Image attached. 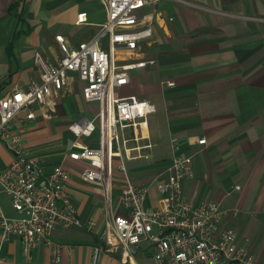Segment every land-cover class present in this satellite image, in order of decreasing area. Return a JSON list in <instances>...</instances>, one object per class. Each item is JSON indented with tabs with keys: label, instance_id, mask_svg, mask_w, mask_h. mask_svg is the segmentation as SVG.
I'll return each instance as SVG.
<instances>
[{
	"label": "crops",
	"instance_id": "0c3cea01",
	"mask_svg": "<svg viewBox=\"0 0 264 264\" xmlns=\"http://www.w3.org/2000/svg\"><path fill=\"white\" fill-rule=\"evenodd\" d=\"M83 10L87 21L78 23L77 14ZM146 11H154L153 36L141 41L136 51L118 54H151L155 62L134 69L131 81L117 90L119 95L141 93L139 97L156 106L157 116L148 117V127L142 128L141 143H152L144 150L157 157V172L163 171L175 154L171 138L177 137L176 153L194 154L195 173L183 181L185 195L214 199L230 209L222 225L248 241L255 264H264V0H161L156 9ZM107 19L104 0H0V96L41 79L35 53L56 61L62 55L57 34L75 46L92 37ZM149 66L154 67V85L142 83L141 74ZM167 79L175 85L162 84ZM98 106L84 100L82 81L70 71L55 103L36 106L33 119L17 118L14 127L21 131L29 153L44 157L47 169L60 163L69 170L67 189L79 215L95 218L100 228L106 211L120 208L118 188L109 203L103 185L82 175L88 161L68 155L77 139L97 143V132L79 137L70 125L83 116L93 118ZM126 133L132 137L138 131L127 128ZM201 137L205 144L197 142ZM12 158L0 139V163ZM0 203L9 216L22 215L1 186ZM155 203L152 188L149 204ZM51 240L61 247L59 264H93L98 238L84 226L57 223ZM0 255V264H55L54 251L44 238L27 245L16 234L3 239L1 230ZM96 264H154V257L146 244L136 249L130 262L103 247Z\"/></svg>",
	"mask_w": 264,
	"mask_h": 264
},
{
	"label": "built area",
	"instance_id": "2783aa9c",
	"mask_svg": "<svg viewBox=\"0 0 264 264\" xmlns=\"http://www.w3.org/2000/svg\"><path fill=\"white\" fill-rule=\"evenodd\" d=\"M104 1L108 19L92 37L71 46L63 34H57L62 55L56 61L44 58L39 51L35 53L41 79L33 78L25 89L0 96V139L13 154L9 163H0V186L14 209L22 213L9 216L0 203L2 238L16 234L27 245L44 238L54 251L55 264H59L61 247L51 240V233L61 223L67 227L84 226L96 233L93 264L103 247L118 251L122 261L130 262L143 244L153 252L154 264H255L248 241H241L235 229L222 225L229 210L220 201L194 200L185 195L183 181L195 173L194 157L176 153L177 137L171 138L175 152L172 161L160 175L150 182L124 176L127 160L150 157L144 149L152 147V143H141L142 128L148 127V115L156 111V106L135 94L119 95L117 90L131 81L134 69L155 60L120 57L118 53L136 51L141 41L153 36L154 11L146 9H156L161 0ZM87 15V11H80L77 22L87 21ZM70 71L82 81L84 100L98 102L99 106L93 118L83 116L70 125L79 137L97 132V143L77 139L76 148L68 155L88 161L82 175L103 185L109 203L114 188H118L120 208L116 212L107 210L100 228L95 218L85 220L79 215L67 189L69 170L60 163L47 169L44 157L29 153L21 131L14 127L17 118L33 119L36 106L55 103L69 82ZM164 82L175 85L172 79ZM127 128L138 133L130 137ZM131 140L136 143L131 144ZM197 142L205 144L207 140L201 137ZM118 172L122 177L115 176ZM152 188L157 193L154 205L149 204Z\"/></svg>",
	"mask_w": 264,
	"mask_h": 264
},
{
	"label": "rangeland",
	"instance_id": "374dc122",
	"mask_svg": "<svg viewBox=\"0 0 264 264\" xmlns=\"http://www.w3.org/2000/svg\"><path fill=\"white\" fill-rule=\"evenodd\" d=\"M169 19L171 20V17H169ZM143 49L147 50L146 47L144 48V45H143ZM146 56L148 57H143V58H146V59L150 58V59L155 60L153 57H149L151 56V54H146ZM153 68L154 67L149 66L145 69L146 71L144 70V72L141 74V78L143 80L142 83L154 85V83L157 82V79L154 80V77H153L154 75L152 74V71H154ZM147 75H148V79H146ZM162 84L169 86L168 83L167 82L165 83L164 81L162 82ZM138 94H140L139 96L142 95L141 93H138ZM149 94H152V93H149ZM153 100L156 101V98L154 97ZM155 103H157V101ZM153 116H157V112L153 114L151 113L148 115V117L150 118H152ZM193 157H194V154H193ZM139 158H143V159H139ZM139 158L134 159L133 162L129 161L126 164L127 172L124 174V176H127L128 178L136 182H150L149 181L150 178L153 179L156 176L160 175L162 172H164L167 169V167L171 163L170 162L168 164L165 170L163 171L160 170L157 172V157L154 158L150 156L149 158H146V157H139ZM238 188H240V185H236V189Z\"/></svg>",
	"mask_w": 264,
	"mask_h": 264
}]
</instances>
